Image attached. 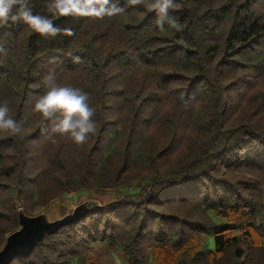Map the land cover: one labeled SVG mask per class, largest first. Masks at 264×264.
Returning a JSON list of instances; mask_svg holds the SVG:
<instances>
[{"label":"trees","instance_id":"trees-1","mask_svg":"<svg viewBox=\"0 0 264 264\" xmlns=\"http://www.w3.org/2000/svg\"><path fill=\"white\" fill-rule=\"evenodd\" d=\"M176 2L179 32L159 31L149 0L56 20L72 37L0 26V102L24 129L0 135V251L19 208L117 192L10 264H96L104 247L129 264H264V0ZM51 71L89 97L84 144L32 111Z\"/></svg>","mask_w":264,"mask_h":264},{"label":"clouds","instance_id":"clouds-1","mask_svg":"<svg viewBox=\"0 0 264 264\" xmlns=\"http://www.w3.org/2000/svg\"><path fill=\"white\" fill-rule=\"evenodd\" d=\"M137 2L138 0H129L130 4ZM30 3L31 0H0V26L21 22L27 30L42 37H55L59 34L72 37L75 35L72 28L61 29L56 26L55 21L63 17L104 19L125 11L120 0H48L47 14L42 15L34 13ZM179 7L176 0H149L148 10L155 12V24L159 31H166V25L177 32L183 29V25L169 11ZM79 59L77 56L73 62H79ZM42 83L46 91L36 99L32 111L46 120L58 118V122L51 127L49 137L58 134L67 136L77 145L84 144L96 131L94 110L89 104L87 93L59 83L54 71L49 72ZM10 113L8 102H0V135H16L24 131L21 123Z\"/></svg>","mask_w":264,"mask_h":264},{"label":"water","instance_id":"water-1","mask_svg":"<svg viewBox=\"0 0 264 264\" xmlns=\"http://www.w3.org/2000/svg\"><path fill=\"white\" fill-rule=\"evenodd\" d=\"M67 210L64 216H57L56 208L58 203L38 215H27L22 208H19L20 228L12 233L0 251V264H10L18 257H27L34 250L35 246L42 243L46 236L55 234L68 224H71L93 211H99L105 206L90 199L81 200L78 204H63Z\"/></svg>","mask_w":264,"mask_h":264},{"label":"rangeland","instance_id":"rangeland-1","mask_svg":"<svg viewBox=\"0 0 264 264\" xmlns=\"http://www.w3.org/2000/svg\"><path fill=\"white\" fill-rule=\"evenodd\" d=\"M89 196L95 197L98 196V200H104L108 201L112 198L117 196V192H78L74 193L72 195H68L66 197L67 200H69L74 205L78 204L81 200H84L88 198ZM48 209V208H47ZM46 209L38 212L41 213L45 211ZM57 210L56 214L58 217L64 216L67 213L66 208H62L59 206V208H56ZM37 213V214H38ZM96 264H129L128 261L125 259V257L122 255L120 251H115L111 248L104 247V249L101 251H97L94 255Z\"/></svg>","mask_w":264,"mask_h":264}]
</instances>
